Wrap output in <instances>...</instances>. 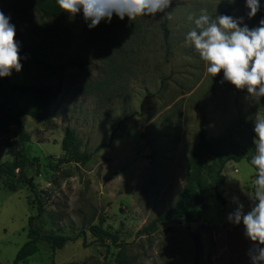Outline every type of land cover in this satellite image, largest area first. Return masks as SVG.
<instances>
[{
	"label": "rangeland",
	"instance_id": "rangeland-1",
	"mask_svg": "<svg viewBox=\"0 0 264 264\" xmlns=\"http://www.w3.org/2000/svg\"><path fill=\"white\" fill-rule=\"evenodd\" d=\"M204 11L249 19L243 0H172L164 14L100 22L89 30L81 15L41 17L35 11L18 17L28 24L61 23L72 31L65 59L61 94L52 102L55 117L37 122L21 117L27 140L22 153L37 162L24 169L36 190L8 174H0V262L12 264L27 240V219L41 233L71 237L51 251L47 240L37 253L19 264H116L119 248L100 245L88 227L104 219L102 227L125 243L122 256L130 264H249L250 242L243 226L226 215L236 196L248 210L255 170L246 160L223 168L218 186L223 201L213 192L202 205L192 204V221L169 219L151 233L142 229L176 202L186 178L189 149L202 131L217 136L242 121L264 116V97L252 98L228 82L222 72L212 78L185 34L193 26L189 16ZM168 30L165 46L162 24ZM10 83L40 84L26 64L13 71ZM19 98V97H18ZM19 99L16 107H20ZM12 105L9 112H13ZM75 130L80 149L91 153L85 165L62 163V128ZM15 125L0 133V164L14 160L21 146ZM17 174L19 169L14 170ZM13 187V189H12ZM42 211L37 215V200Z\"/></svg>",
	"mask_w": 264,
	"mask_h": 264
},
{
	"label": "trees",
	"instance_id": "trees-1",
	"mask_svg": "<svg viewBox=\"0 0 264 264\" xmlns=\"http://www.w3.org/2000/svg\"><path fill=\"white\" fill-rule=\"evenodd\" d=\"M261 9L257 12L258 18L264 17V0H261ZM0 11L11 17L15 25L16 36L20 42V55L27 56L22 64L30 67L40 79V84L10 83L8 77L0 78V133L6 134L10 127L15 125L16 134L21 146L15 149L14 160L0 164V174L16 176L25 182L31 192L36 195L31 178H27L24 169L37 162V158H28L21 151L22 144L27 140L23 130L21 117L29 115L37 122L48 123L55 117L52 102L61 94L66 64L67 51L72 42V31L66 25L54 23L28 24L23 26L18 17L27 16L35 11L41 17L60 18L65 13L55 3V0H0ZM165 46H168V30L165 22L162 24ZM19 97V98H18ZM19 99L21 106L16 107ZM14 108L9 112V106ZM252 123L242 121L238 127L226 129L217 136H206L202 131L198 134L196 143L189 149L186 162V178L181 191L178 193L175 204L167 211L153 218L142 230L151 233L169 219L183 218L186 225L192 221L190 207L202 205L205 196L213 192L218 200L223 201L218 186L225 180L223 168L227 163L249 161L254 152ZM62 163L85 165L91 158V153L80 149V141L75 130L69 126L62 128L60 141ZM19 169L18 174L14 171ZM13 189V187H12ZM42 211V203L37 200V215ZM34 216L27 219V240L15 254L12 264H19L27 257L39 250V243L47 240L51 251L61 249L73 237L64 233H41L33 223ZM104 219L100 217L97 224L88 227L95 240L105 247L113 245L119 248L116 264H130L125 262L121 252L125 243L119 241L116 232L102 227ZM198 264L197 254L194 257ZM0 264H2L0 262Z\"/></svg>",
	"mask_w": 264,
	"mask_h": 264
},
{
	"label": "clouds",
	"instance_id": "clouds-1",
	"mask_svg": "<svg viewBox=\"0 0 264 264\" xmlns=\"http://www.w3.org/2000/svg\"><path fill=\"white\" fill-rule=\"evenodd\" d=\"M221 0H219V3ZM229 4L235 0H227ZM56 5L70 17L81 15L91 30L101 21L111 23L113 16L124 21L141 16L164 14L172 0H55ZM246 16L251 19L261 9V0H243ZM192 27L185 34V42L205 64L212 78L222 72L220 83L228 82L237 90L256 99L264 97V17L256 26L249 27L244 17L216 12L211 17L202 11L189 16ZM11 17L0 11V78L8 77L22 69L20 42ZM254 152L248 163L255 170L253 194L248 196V210L236 196L231 197L235 207L227 213L226 220L243 226V236L250 242L247 250L249 264H264V116L252 122Z\"/></svg>",
	"mask_w": 264,
	"mask_h": 264
}]
</instances>
